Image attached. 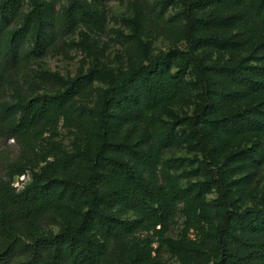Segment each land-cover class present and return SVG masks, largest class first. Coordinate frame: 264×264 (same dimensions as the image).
Segmentation results:
<instances>
[{
	"label": "trees",
	"instance_id": "16d2710c",
	"mask_svg": "<svg viewBox=\"0 0 264 264\" xmlns=\"http://www.w3.org/2000/svg\"><path fill=\"white\" fill-rule=\"evenodd\" d=\"M55 1L0 0V141L28 146L46 127L63 121L77 127L81 142L70 152L52 153L39 171L19 159L4 162L0 264H162L159 249L180 264H264V202L238 206L225 176L264 162V0L204 2L241 9L224 18L199 14L201 1L179 0L185 46L118 76L100 72L106 85L93 106L76 102L91 85L87 75L64 80L49 72L40 78L61 91L6 104L8 79L29 57L48 53L82 27H106L103 0H67L63 12ZM209 26L240 27L243 34H201ZM201 46L243 54L217 62L201 56ZM190 70L204 97L191 129L201 146L205 180L185 185L169 170L183 165L163 161L175 137L158 114L190 92ZM231 108L238 111L231 114ZM243 139L252 141V153L243 158L236 153L231 164L219 165L216 147ZM27 173L23 188L13 185ZM206 188L217 192L214 203L203 199ZM180 210L181 235L168 238ZM50 217L59 220L57 232H45ZM152 230L148 237L139 234Z\"/></svg>",
	"mask_w": 264,
	"mask_h": 264
},
{
	"label": "rangeland",
	"instance_id": "374dc122",
	"mask_svg": "<svg viewBox=\"0 0 264 264\" xmlns=\"http://www.w3.org/2000/svg\"><path fill=\"white\" fill-rule=\"evenodd\" d=\"M193 1L204 3L208 0ZM24 4H27V0H24ZM54 4L58 12H63L67 0H56ZM102 9L106 20L103 31L82 27L74 34L65 37L60 45L48 53L29 57L24 66L9 77L3 101L6 104L16 105L20 100L37 94H54L61 91L62 86L40 78L41 73L49 72L51 76H60L64 80L73 79L80 74L87 75L91 85L85 93L77 97L76 102L93 106L106 85L104 80L98 77L100 72L118 76L142 62L156 58L171 49L183 48L186 44L184 37L186 20L182 15L183 6L179 0H103ZM198 13L217 18L242 14L240 8L221 10L208 7L207 3H204ZM201 30V34L204 35L217 33L233 37L236 34L240 36L243 34V29L240 27L217 31L209 26ZM198 53L217 62L235 59L243 54L231 53L219 46H201ZM186 79L190 92L181 100L166 105L158 114L165 129L170 130L175 137V143L164 151L163 161L165 164L183 165L178 169L170 166L169 170L185 185L197 184L205 180L200 174L199 167L203 160L201 146L198 145L191 129L192 117L202 106L204 97L196 74L192 70L188 71ZM236 111L238 110L231 108L230 113ZM79 142L81 140L77 127L63 121L46 127L41 136L35 138L28 146L17 143L14 139H2L0 178L8 180V177L4 176V162L19 159L28 170L39 171L53 159L52 153L59 149L70 152ZM216 148L215 156L219 165L231 164L236 153L239 154L238 157L243 158L253 150L252 141L247 139L223 143ZM243 168L234 175L226 173L225 176L229 189L237 198V205L245 208L264 202V162L252 168ZM216 198L217 192L214 189L206 188L203 191L205 202L214 203ZM180 208L182 209V206ZM184 225L185 217L180 210L166 232V237L179 238ZM59 226V220L50 217L45 223V232H57ZM153 233L152 230L142 231L139 234L148 237ZM158 246L159 244L155 242L154 247ZM158 259L162 264H180L178 258L165 249H159Z\"/></svg>",
	"mask_w": 264,
	"mask_h": 264
},
{
	"label": "built area",
	"instance_id": "2783aa9c",
	"mask_svg": "<svg viewBox=\"0 0 264 264\" xmlns=\"http://www.w3.org/2000/svg\"><path fill=\"white\" fill-rule=\"evenodd\" d=\"M29 179L30 174H23L15 180L14 185L17 186V188L21 189L29 181Z\"/></svg>",
	"mask_w": 264,
	"mask_h": 264
}]
</instances>
